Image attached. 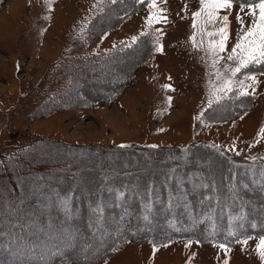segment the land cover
I'll return each mask as SVG.
<instances>
[{"label": "rangeland", "instance_id": "374dc122", "mask_svg": "<svg viewBox=\"0 0 264 264\" xmlns=\"http://www.w3.org/2000/svg\"><path fill=\"white\" fill-rule=\"evenodd\" d=\"M105 1L113 0H0V19L15 11L12 14L16 20L14 25L22 30V34L7 38L5 36L8 34H5L3 29L0 30V40H6V44H9L7 48L4 44L0 45V158L42 138L63 140L71 145L150 143L185 147L192 142L207 141L221 148L232 159L264 157V1L151 0L146 7L126 15L120 23L114 25V19L118 15L116 7L112 8L107 16L94 22L91 28L93 36L85 39V23L88 25L96 14L103 11ZM125 7L127 6L121 8ZM63 14L69 15L73 27L71 31L66 28L61 32L62 36H59L57 24L59 19L63 23ZM54 16L56 26L53 24ZM38 19L44 22H37ZM106 23H109L108 26ZM146 30L152 31L156 42L152 63L141 66L115 98L93 105L55 109L45 106L41 107L42 110L35 111L55 90L64 87L68 82L69 76L63 73L56 63L59 59L62 60L67 55H87L107 50L122 41L131 43ZM44 42L48 51L43 55H35V44L39 43V48H42ZM68 46L73 53L63 54ZM139 53L141 49L137 48L119 61L115 60L110 67L112 74L103 76L102 82H116L133 64L132 61ZM17 60H20V63L15 64ZM143 67L145 70L142 72L146 76H155V71L161 67L164 73L167 70L175 75L169 76L168 73L163 80L158 77L159 79L155 78L153 82L145 84V94L142 92L138 101L135 100L137 105L132 111V122H124L119 128L101 125L102 121L117 123V99L129 90L134 93L139 84V71ZM231 91L244 96V99L239 98L238 107L233 106L237 111H241L239 114L232 116L230 106L218 105L212 109L208 107ZM42 96L45 98L41 101ZM74 97L73 94L66 101L56 100L55 104L63 105L62 103L70 100L74 103L78 100ZM243 105L246 108L242 109ZM121 117L126 118L127 113H121L119 119ZM48 128H52L49 133L53 137L41 133ZM120 133L123 135L118 138ZM94 140H101L102 143ZM50 151L46 156L50 161L62 158L58 146ZM212 156L210 158L214 160ZM205 158L209 157H198L203 161L201 168H204L205 163V167L209 165L207 168L211 169L203 170L206 175L210 173L213 178L230 179L228 174L230 169L234 168L233 165L226 167L217 161L212 165V162L204 161ZM124 159L121 165L131 160L129 156ZM145 163H150L145 165L146 167L156 169L165 164L163 162L157 165L149 161ZM167 173L164 172L165 175ZM240 173L243 175L244 171ZM231 177L226 185L221 186L237 194L236 189L244 186L243 181H240L242 177ZM162 179H145L152 183L143 187V190L148 192L144 196L147 205L149 203L156 208L162 206L168 190L162 185ZM169 184L177 193L172 194L170 191L172 193L168 195L171 198L174 196L172 200L176 202L174 205L178 206L176 208L180 209L182 217L178 216L176 225L185 227L181 231L191 232L190 229H194L196 221H193L192 212L189 214L187 211L189 201L179 192L181 183L170 181ZM213 184L217 183H210L204 189L197 184L190 187L195 190L193 194L201 193L203 200L209 201L213 199L208 195L214 190ZM187 189L189 190V186ZM25 197H28L26 192L22 195L19 192L18 198L14 200L10 197V204L5 207L14 208L18 206V201ZM255 198L264 201L263 197L254 195L250 199L252 206H256ZM123 201L128 203L129 200ZM261 205L264 213V203ZM46 206V202L42 204L34 200L28 210L15 214V219L19 221L18 216L22 213L29 217L36 213L44 218L46 215L40 210L46 209ZM159 209L164 210L162 207ZM9 212L6 214L12 216ZM105 217L107 219L103 224L114 229L116 222L114 223L111 213ZM139 218L140 223L130 225L137 230L135 237L110 246L104 251L105 257L97 264H264V235H250L234 245L203 242L192 237L164 240L168 238L164 233L169 234L170 231L167 227L171 228L165 222L166 219L161 222L159 214H156L150 223L145 220L144 214ZM220 219L221 215L216 216L217 221ZM263 220L261 219L260 223L264 225ZM9 221L14 220L10 218ZM246 221L244 218L240 223ZM13 225L17 227L16 222ZM235 225L238 230H242L241 224ZM85 230L90 236L91 229L87 226ZM112 230L110 231H115ZM94 234L96 239L89 247L90 251L106 248L104 243L102 245L99 242L111 239L114 235H109L108 232L107 235L101 234L100 237L103 238H100L97 232ZM38 235L35 239L37 245L47 237L45 230ZM141 235L150 238L144 239ZM152 239L156 241H147ZM44 243L40 245L43 247L46 244ZM53 246L61 245L55 243ZM52 248L50 246L51 250ZM78 248L84 249L85 246H81L80 242ZM47 250L44 255L48 253ZM67 253V257L72 256L69 251ZM78 258L80 260V257ZM52 264L82 263L67 259L52 261Z\"/></svg>", "mask_w": 264, "mask_h": 264}, {"label": "trees", "instance_id": "16d2710c", "mask_svg": "<svg viewBox=\"0 0 264 264\" xmlns=\"http://www.w3.org/2000/svg\"><path fill=\"white\" fill-rule=\"evenodd\" d=\"M149 1H105L103 11L96 14L87 25L86 39L93 36L91 28L94 22L107 16L112 8L117 7L118 15L113 23L117 25L126 15L144 8ZM240 1L243 2V0ZM247 1L261 0H245L244 2ZM122 6L127 7L121 8ZM108 24L105 25L108 26ZM137 48L141 49V53L132 61L133 64L131 62L132 65L121 78H118L114 83L102 82L103 76L112 74L110 67L115 60L119 61L120 58ZM155 50L156 42L153 39L152 31L146 30L131 43L122 41L107 50L87 55H67L62 60L59 59L56 63H58V68L69 76L68 82L64 87L55 90L51 94L52 96L43 101L35 111H40L45 106L55 109L110 101L127 85L141 66L152 63L151 58ZM95 82H98L97 85H94ZM73 94L74 99H78L76 102L71 103L70 100L62 103L63 105L55 104L56 100L64 99L66 101ZM242 97L244 96H239L231 91L208 107L212 109L218 105L219 107L230 106L232 116L237 115L241 111H237V108H233V106L238 107L239 98L244 99ZM243 108L246 106L243 105ZM56 146H58L62 158L50 161L46 156L51 152L50 149ZM70 146L73 147L70 148ZM198 150H202V152ZM201 155H207L209 158H205L204 161L212 162V165L214 161L226 167L229 164L233 165L234 168L230 169L228 174L230 179L226 180V177L225 179L213 178L210 173L206 175L203 170L210 171L211 169L207 168L209 165L205 167V163L204 168H201L203 161L198 159ZM211 155L214 160H211ZM128 156L131 160L126 161L127 163L123 162L124 165H121L122 160L125 161L124 158ZM142 160L157 165H161L163 162L165 164L161 166L162 168L156 169L146 167L145 165H150V163H145ZM195 160H200V163ZM212 165L211 167H213ZM240 171H244L243 175L239 174ZM164 172L168 173L165 175ZM231 175L236 178L237 176L242 177L240 181H243L244 186L241 189H236L237 194H234L231 189L221 186V184L226 185L227 181L232 179ZM148 178L162 179V185L168 189L161 206L164 210L159 209L161 207L156 208L154 205L146 204L147 200L144 196L148 192L143 190V187L146 184L152 185L151 182L145 180ZM170 181H180L179 192L189 201L187 211L189 214L190 211L192 212L193 221H196L194 229H190L191 232L181 231L185 227L176 225L178 216H181L180 209L177 210L178 206H175L176 202L172 200L174 196L171 198L168 195L172 192V194L177 193L171 189ZM213 182L217 184H213L214 190L208 194L213 198L212 200H203L204 196L201 193L193 194L195 192L191 189L193 184L204 189ZM186 185L189 186V190ZM19 192L21 195L26 192L28 197L19 200L16 204L18 206L7 209L5 205L10 204L11 198L16 200ZM254 195L264 198V157L232 159L221 148L207 141L192 142L181 147L150 143L71 145L67 141L51 138L34 140L17 149L13 154L3 155L0 158V264H52V261L67 259L76 263L97 264L101 258L105 257L104 251L110 246L135 237L137 230L130 225L135 222L136 224L140 223L139 217L143 214L149 223L153 221L156 214L161 216V222L166 219L165 222L171 227L167 228L172 232L164 233V236L168 237L164 240L192 237L203 242H222L234 245L247 236L264 235V225L260 223V220L264 219L263 209H261L263 206L261 204L264 201L255 198L256 206H252L250 199ZM125 199L129 200L128 203L123 201ZM34 200L42 204L47 203L46 209L40 210L46 216L42 218L35 213L29 217L22 213L18 216L19 221L15 219L17 213L29 208ZM7 212L12 216L6 214ZM109 212L114 223L116 222L115 231L113 227L103 224L107 219L105 216ZM220 212L222 213L220 214ZM219 215H221V219L217 221L216 216ZM10 218L14 221H9ZM244 218L247 221L240 223ZM14 222L17 223V227H14ZM217 222L221 223L217 224ZM238 223L241 224L242 230L236 228L235 224ZM87 226L91 229L90 236L85 230ZM43 230L47 237L37 245L36 236L38 238V233L40 234ZM95 230L98 237L101 234L107 235L108 232H110L109 235L113 233L114 235L111 239L99 242L102 245L104 243L106 248L90 251L89 247L96 239ZM140 237L150 238L142 237V235ZM147 241L154 242L156 240ZM43 242L47 245H43V247H48V245L53 247L52 250L50 246L46 248L50 255L53 253L52 257L48 253V255L46 253L44 255L46 249L40 245ZM80 242L81 246H85L84 249L78 248ZM55 243L61 246H53ZM67 249L72 254L71 257H67L69 255ZM77 257H80V260ZM78 260L79 262H77Z\"/></svg>", "mask_w": 264, "mask_h": 264}, {"label": "crops", "instance_id": "0c3cea01", "mask_svg": "<svg viewBox=\"0 0 264 264\" xmlns=\"http://www.w3.org/2000/svg\"><path fill=\"white\" fill-rule=\"evenodd\" d=\"M151 1V0H150ZM150 1L147 3V5L150 3ZM146 5V6H147ZM145 6V7H146ZM11 12V11H10ZM13 13H15V11H12ZM13 13H7V14H5V16H3L1 19H0V30L1 29H3L4 30V32H6L5 34H8V36H5L6 38L7 37H11V36H17L18 34H22V30L20 29V28H16L15 27V17L12 15ZM66 16V17H65ZM62 17V16H61ZM39 20V19H38ZM50 21V20H49ZM37 22H44V20H39V21H37ZM53 24H55V26H56V18H55V16H54V18H53ZM72 22H71V18L69 17V15L67 16V15H65V14H63V23L60 21V19H59V22H58V24H57V29H59V31H58V33H59V36H62V31L63 30H65L66 28H68L69 29V31H71V29H72V27H73V25L71 24ZM3 30H1V31H3ZM85 30H87V23H85ZM71 33V32H70ZM66 34V33H65ZM64 34V35H65ZM87 35V34H86ZM86 35H85V37H86ZM86 39V38H85ZM1 41V43H0V45L2 46V44H4V47H8L9 46V44H6V40H0ZM24 44V43H23ZM26 44V43H25ZM39 43L38 44H35V47H36V51L35 52H33L35 55H43L44 53H45V51L47 52L48 51V48L46 47V43L44 42L43 43V45H44V47H42V48H39ZM50 47H51V45H49ZM34 47V48H35ZM71 47H67V48H65V50L63 51V54H71V53H73V51L71 52V49H70ZM11 49V48H10ZM68 49H70V50H68ZM33 51H34V49H33ZM74 54H77L76 52H74ZM79 54V53H78ZM17 63H20V60H17L16 62H15V64H17ZM155 66H156V63L154 64ZM144 67L139 71L141 74H140V76H139V81H138V83L139 84H137V87L139 88H137L135 91H134V93H132L133 91H131V90H129L128 92H126V93H124V94H121L119 97H118V99H117V103H118V105H117V109H116V114H117V123L116 122H114V123H111V122H101V125H107V126H109V127H118L119 128V126L121 125L122 126V124H124V122H130L131 121V117H132V111L134 110V108H135V106L137 105V101H138V98L140 97V94L142 93V92H144L143 91V89H144V86H145V84H147V83H151V82H153L152 80H154L155 78H161V80H163L164 79V77H166L167 76V74L169 73V72H167V70H166V72L164 73V70H163V67H161V68H158L157 69V71H155L156 73V75H157V77H156V75L154 76L153 75V77H150V74H148L147 76H146V74H143V72H144ZM162 69V71L160 72V70ZM143 71V72H142ZM159 74H160V76H159ZM170 75L169 76H173V75H175V74H173L172 72L171 73H169ZM163 76V77H162ZM158 78V79H159ZM130 89V88H129ZM144 94H145V92H144ZM40 96V95H39ZM45 97H43L42 96V99H41V101L44 99ZM137 99V101H135ZM121 113H127V117L126 118H124V117H121L120 119H119V117H120V114ZM127 119H129V120H127ZM132 122V121H131ZM117 124V125H116ZM43 131H45V132H41V133H43L44 135H48V136H52L49 132H51L52 131V128H48L47 130H43ZM97 134V133H96ZM121 135H123V134H119L117 137L119 138V137H121ZM53 137V136H52ZM55 137V136H54ZM116 137V138H117ZM94 141H97V142H101L102 143V141L101 140H94ZM88 142V141H87Z\"/></svg>", "mask_w": 264, "mask_h": 264}]
</instances>
